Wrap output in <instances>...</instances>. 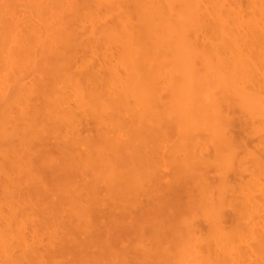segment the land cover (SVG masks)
Instances as JSON below:
<instances>
[{"label":"bare ground","instance_id":"1","mask_svg":"<svg viewBox=\"0 0 264 264\" xmlns=\"http://www.w3.org/2000/svg\"><path fill=\"white\" fill-rule=\"evenodd\" d=\"M13 1L15 0H0V63L4 68H9V72L14 69L10 72L13 74L16 70L20 71L23 63L22 67L27 74L37 76L38 84L30 91L34 90L33 93L43 100L41 107L45 113L41 114L52 121L57 130L62 125L65 127L62 135L65 140L44 133L50 123L47 127H42V134L47 135L44 137L40 132L39 135L43 136V140H48V136L51 141L55 139L56 142L58 140L62 143V152L69 155L72 161L69 160V164L66 161L68 165L66 164L65 168V164L59 160L58 165L64 168L65 172L71 171V163H77L76 172L73 167L70 173L73 172L80 178L81 181L78 180L80 183L77 181L76 186L81 185L79 186L84 191L82 196L86 199L84 205L82 196H78L77 192L75 196L80 197V200H75V196V199L69 197L70 213L65 217L69 218L68 222H72L74 227L70 231L69 223L70 227L66 228L65 232L63 228L61 230L65 242L60 236L64 248L59 245L62 254L59 252L57 255H69L66 258L70 259L71 256V261L68 263L61 261L62 259L51 260L55 257L46 260L42 256L35 257V264H83V257L93 254L88 253L92 251L91 248H94L95 254L89 258L95 259V264H102L105 260V264H110L111 261V264H132L133 258L129 259L128 256L132 251L130 250V253L128 249L121 247L125 240L122 241L120 237L127 236V239L131 238L133 241L132 235H137L138 229L140 231L141 228L138 225L140 222H136L138 217H135V213L143 214L144 210H147L145 208L149 206L150 211L152 206L157 204L153 200V204L146 201L143 206L139 197L148 200L156 198L160 205H165H161L164 210L156 205L158 212L155 209L154 212H149L151 221L153 213L156 220L152 222L158 221L163 229L160 230L163 232L160 233L161 237L166 236V242L169 241L166 245L165 241L160 239L161 243L166 245L162 248L160 244L159 248H153L157 246L149 242L152 244L151 249L160 251V256L164 258L159 263L155 261L156 264H192V261H196L195 264H247V261H250V264H264V219L261 220V213H264V0H55L57 4L52 0L55 2L54 6H57L50 10L53 3L49 1V7L44 6L46 12H39L41 5L35 4L37 0H23L35 11L28 14L27 10L25 14L28 16H25H31L33 22L29 21L30 26L25 24V27L29 26L26 27L28 31L21 30V35L28 34L26 32L33 34L34 40L29 39L30 36L26 39L28 35L22 37L28 43L14 35L19 25L16 26L13 21L16 14L11 16L9 12L8 2L11 6ZM25 7L22 6V9ZM22 14L19 16L22 17ZM8 16L13 17V22L9 21ZM12 44L14 49L18 48V44L22 46V51L25 50L23 59L16 58L19 48L15 55L12 52ZM259 50L260 53L255 54ZM0 70L3 73L4 69ZM17 72L15 75L22 73ZM22 75L27 76L25 73ZM33 81L35 82V79ZM1 84L0 148L2 146L6 149L7 143H4L13 138L12 134L10 136L12 130L7 127L10 119L6 107H11L14 103L21 105L25 87L17 84L15 89H9L13 91L8 92L9 87L5 88ZM27 99L31 102L29 97ZM27 99L25 98V101ZM28 105L30 108L28 106L27 109L34 106ZM29 109L28 112L33 111ZM24 110L20 113L30 115L24 113ZM77 111L80 112L78 114L81 119L84 117L85 120L87 117L91 120L95 126L94 130L96 128L95 135L89 136L90 132L85 134L87 137L82 136L83 132L77 129L81 123ZM34 119L31 118L32 121ZM44 121L40 122L45 124ZM236 123L242 128L245 127L243 129L247 138L253 137L258 141L254 140L256 145H262L255 146V150L249 149V144L247 145L243 138L238 139L233 135ZM6 127L8 134L5 132ZM35 133L34 131L32 135ZM40 137L37 141L39 145H43L44 141L40 144ZM17 140L21 139L18 137ZM6 147L9 148L8 145ZM63 160H68L67 156ZM168 168L170 171H167ZM162 169L170 173L163 186L161 182L164 178L160 176ZM210 171L217 176L214 180L209 178ZM163 175L167 177L166 174ZM73 176L76 179V176ZM233 176L241 181L231 184L229 179ZM244 177L248 181L244 180ZM63 184L59 186L62 187ZM80 188L74 189L79 191ZM22 190L20 195L24 194H21ZM80 191L78 193L81 194ZM16 193L17 191L14 194ZM49 193L55 191H46V197ZM27 194L24 197H27ZM43 194L45 195V192ZM58 194L61 196V193ZM182 194L185 195L184 199L181 198ZM37 195L35 197H38ZM35 197L30 200L31 204ZM39 198L40 196L38 203L41 202ZM7 201L11 200L8 198ZM51 201L54 203L55 200ZM79 201L84 206H81ZM46 202L49 203V199ZM48 205L46 209L52 211L50 203ZM21 206L25 207L24 204ZM38 208L36 210L41 212L42 208ZM160 209L163 210L161 214ZM60 210L63 211L62 208ZM65 210L68 211L64 208ZM58 211L57 209V213ZM142 211L143 213H140ZM227 211L235 214L232 215L235 222H230L232 227L229 225V229L224 227L228 219L226 216L230 213ZM115 212L120 217H115ZM12 213L14 214L13 211ZM145 215L143 214L144 217ZM55 217H49L52 220V223L48 221L50 225L55 224ZM129 217L135 224L127 228L125 225ZM225 217L227 219H224ZM259 219L262 222L260 228L256 227ZM237 220L240 221L236 222ZM42 221L44 222L43 218ZM199 221L206 225L205 230L200 227L201 224L198 229ZM8 222L6 226L8 224L10 227V220ZM45 222L49 224L47 220ZM144 222V225H147L146 220ZM152 227L153 236L156 237L154 239L158 241V227ZM48 228L42 230H50ZM140 232V235L143 234ZM2 233L0 231V234ZM125 233H131V236ZM140 235L136 238L139 239ZM14 236H18L19 241L22 239L21 232ZM23 241L25 242V237ZM23 241L21 240L22 244ZM119 244L121 246H118ZM15 249L13 247L11 251ZM142 250L144 251L143 248ZM153 250L149 251L154 252ZM145 252L142 253L148 256L147 251ZM158 252L153 255L158 256ZM8 256L10 257V254ZM137 260L133 259L135 263Z\"/></svg>","mask_w":264,"mask_h":264},{"label":"rangeland","instance_id":"2","mask_svg":"<svg viewBox=\"0 0 264 264\" xmlns=\"http://www.w3.org/2000/svg\"><path fill=\"white\" fill-rule=\"evenodd\" d=\"M44 0H37V2L35 3V4H39V5H41V7H40V9H39V12H46L45 11V9H44V6H46L47 7V5L50 3V2H52V0H46V4L43 2ZM50 1V2H49ZM55 1V0H54ZM14 3H12L11 2V6H10V2H8L9 3V12H11L10 14H11V16L12 15H15L14 17H15V19H13V21H15V25L17 26V25H19V26H17V28H16V30H15V36L16 37H18V38H20L21 39V41H26V42H24V43H28L27 42V38L29 37V39L31 38V40H34L33 39V34L31 35V33L30 32H26V33H28V34H26V35H28V36H26V35H24V34H22L21 35V33H22V31H24L25 32V30H27L26 29V27L28 28L31 24V22H33V20H32V18H31V16H29V17H27L28 16V14H30L29 12H35V11H33L34 9H32V8H29L28 7V5H26V1H23V0H15V1H13ZM23 2H25L24 4H23ZM41 2V3H40ZM56 2V3H55ZM54 3L55 4H57V1H55ZM48 3V4H47ZM53 3V2H52ZM51 3V4H52ZM54 3L52 4V5H50V7H51V9L50 10H52L54 7L56 8V6H54ZM21 4V5H20ZM43 4V5H42ZM45 4V5H44ZM19 5V6H18ZM24 5L26 6L25 8H23L22 9V6L24 7ZM49 5H48V7H49ZM21 6V8H19ZM43 6V7H42ZM53 6V7H52ZM28 7V8H27ZM45 7V8H46ZM39 8V7H38ZM30 9H32V11L30 10ZM42 9V10H41ZM15 10H16V12H15ZM21 10H23V12L21 11ZM27 10H28V14H25V13H27ZM30 10V11H29ZM46 10H48V9H46ZM17 11L19 12L18 14H17ZM49 11V10H48ZM50 12H52V11H50ZM22 14V17L21 16H19V15H21ZM25 15H27V16H25ZM9 18H10V22H13V21H11V19L13 18V17H10V16H8ZM20 19H19V18ZM8 18V19H9ZM16 18H17V20H16ZM30 20H29V19ZM22 19H24V21L22 20ZM19 20H21L20 22H24L23 24L22 23H20L19 22ZM26 20H28V21H26ZM17 21L19 22V23H17ZM29 21H31V22H29ZM26 22V23H25ZM29 22V23H28ZM25 24H27V25H29V26H26L25 27ZM20 28V29H19ZM22 30V31H21ZM28 31V30H27ZM30 33V34H29ZM24 36H26V39H23L22 37H24ZM30 40V41H31ZM29 41V40H28ZM29 41V42H30ZM31 44H33V41H32V43ZM13 45V47H12V52L16 55L17 54V49L19 48V51H18V54H17V56H16V58H18L19 60L20 59H23L24 57H23V54H25V50L23 49V51H22V46H20V45H18V44H16L17 46H18V48L16 47V45H15V47H16V49H14V44H12ZM28 46H30V44H27ZM28 46H26V47H28ZM263 51H264V49H263ZM19 52H21L20 54H22V55H20L19 54ZM258 53H260V50L259 51H257L255 54H258ZM11 55L12 56H15V55H13L12 53H11ZM22 57V58H21ZM15 58V59H16ZM24 61V60H23ZM23 66V63H22V65H21V68H19V70L22 72V73H20L21 75L23 74V73H25V75H27L28 76V74H27V72L23 69L24 67H22ZM52 67H54V66H52ZM0 69H4L3 70V73L5 74V76H4V74L2 73V70H0V81H1V83H4V84H1L2 86L4 85L5 86V88H8V92H11V91H13V90H9V89H13L14 88V86L16 87V85L18 84V85H23V87H25V93H23L22 92V99L24 100H21L22 102H23V104H22V102H20L21 103V105L23 106H21V105H19L18 106V104L16 105L15 103L13 104V106H7L6 107V111H7V114H8V119H10V121H9V123L7 124L8 126L7 127H9V129L10 130H12V132H10V136H11V134H12V136H13V138L11 137V138H9L8 139V141H6L4 144H6L7 143V145L9 146V148L8 147H6L4 144H3V146H5V148L6 149H3L2 148V146H1V148H0V207H1V210L4 212H2L1 210H0V231L1 232H3L2 234H0V246L1 247H3V248H1L0 247V264L2 263V264H26V262H27V264H35V257H45V259L46 260H48V259H51L52 257H55V259L53 258V259H51V260H57V261H59V260H61V261H67L68 263L71 261V256L69 257L70 259H68V258H66V257H68L67 255H65V256H60V254H62L61 252V250H62V248L61 247H59V245H61L62 246V244H63V242H62V240H61V238H60V236L63 238V235H62V231L61 230H63L64 232L68 229V227H70V224L72 223V222H68V219L69 218H67L66 219V215H68L69 213H70V211H69V209H70V204H68V203H70L71 201H70V199H69V197H73L74 199H75V197H76V199L75 200H80L79 198H78V196L79 195H84V191H83V189L82 188H80V186L79 185H77L76 186V183L78 184V182L79 181H81V180H79L80 178H77V175L75 174V173H70L71 171H72V168L74 167V172H76V169H77V167H76V165H77V163L76 162H74V163H71L70 164V167L71 166H73L70 170L71 171H69V166H67L68 168V170L67 171H69V172H65V169L64 168H61V166L60 165H58L59 164V160H61L62 162H60V164L62 163V166L64 165L65 166V168H66V164H67V162L66 161H68V164H69V160H70V162H72L71 161V159L69 158V155H65V152H62L63 151V149L61 148V145H62V143L61 142H58V140H57V142H56V140L55 139H53V141H51L52 139L50 138V137H48V136H50L51 135V137L53 136H55V138L56 137H58V139L59 140H62V139H64V138H62L63 136L62 135H64V130H65V127L63 126H61V128L59 129V130H57V126L52 122V121H50V120H48V119H46L42 114H44L43 113V108L41 107L43 104V100H41V98H39V96L36 94V93H33V91L31 92L30 90H32V88H35L36 86H37V84H38V81H37V76L36 75H33V76H31L30 74H29V78L27 77V76H23V77H25V78H23L22 76H20V74H17V75H15V73L18 71V70H16L15 72H14V74L13 73H10L11 71L13 72V70H11L10 72H9V68H4V66H3V64L2 63H0ZM22 69V70H21ZM7 70V71H6ZM23 70H24V72H23ZM20 71H18L17 73H19ZM1 74H3V75H1ZM15 75V76H14ZM6 76H9L10 78L8 79ZM27 77V78H26ZM2 78H3V80L6 82H4L3 80H2ZM20 78L22 79V80H24V81H22V80H20ZM33 78V79H32ZM35 79V82L33 81ZM9 80V81H8ZM17 80V83H15L14 84V82ZM18 80H20L19 82H18ZM27 80V81H26ZM28 84H26V83ZM13 84V85H12ZM10 85V86H9ZM3 86V87H4ZM13 86V87H12ZM11 87V88H10ZM15 89V88H14ZM27 91H29V93H27ZM30 92H31V94H30ZM26 93H27V95H26ZM34 94V95H33ZM35 94L37 95V97L35 96ZM30 95V96H29ZM33 95V96H32ZM30 98V101L31 102H29V99H27V98ZM25 98L27 99L26 101H25ZM31 99H33V100H31ZM33 101V102H32ZM27 102V103H26ZM39 102V103H38ZM42 102V103H41ZM19 103V104H20ZM41 103V105L39 106V104ZM28 104H32L31 105V107L34 105L35 106V104H37V106H35L36 107V109L34 108V106L31 108V109H29L30 108V105H28ZM9 105H12V104H9ZM14 105H16V107L14 106ZM29 106V110L31 111L32 109H33V111H31V112H28V109H27V107ZM40 107H41V109H40ZM16 108V109H15ZM8 109V110H7ZM18 109H21V110H18ZM25 109V110H24ZM35 109V110H34ZM38 109V110H37ZM23 110H24V113H26V114H29L30 113V115H25V114H23V113H20V112H23ZM37 110V111H36ZM39 110H41V112L39 111ZM12 111V112H11ZM14 111V112H13ZM35 111L37 112V114H35ZM9 112H11V113H9ZM19 113V114H18ZM42 113V114H41ZM78 113H80L79 111H77L76 112V114H78ZM33 114H35L34 116L35 117H33ZM39 114V115H38ZM75 114V115H76ZM9 115H10V117H9ZM25 115V116H24ZM235 115H237V114H235ZM22 116H24L23 118H22ZM28 116V117H27ZM77 116V115H76ZM79 116H81L80 114H78V119H79V121L81 122L80 123V126H82V127H80V126H78L77 127V129L83 134H81L83 137H87L88 135L89 136H92V135H95L96 134V128H95V130H94V125H93V123L91 122V120L90 119H88L87 117L85 118V120H83L84 119V117L81 119V117H79ZM238 116V115H237ZM236 116V117H237ZM27 117V119H26V121L24 120L25 118ZM239 117V116H238ZM31 118L33 119V118H35V119H37L39 122L38 123H36V122H34V121H37V120H31ZM29 119H30V121H29ZM42 119V120H41ZM88 119V120H87ZM17 120V121H16ZM44 120H46V121H44ZM90 120V121H89ZM27 121H29V123H27ZM40 121H44L45 122V124H43V122L41 123ZM50 121V122H49ZM33 122V123H32ZM48 122V123H47ZM85 123V124H82V123ZM47 123V124H46ZM49 123H50V125H49ZM51 123H52V126H51ZM28 124V125H27ZM29 124H30V126H29ZM36 124H38V126L35 125ZM40 124H43V125H40ZM67 124V123H66ZM82 124V125H81ZM34 125V126H33ZM44 125H46V126H44ZM47 125H49V127H47ZM86 125V126H85ZM32 126V127H31ZM7 127H6V130H5V132L6 131H8V129H7ZM23 127H26V128H23ZM30 127V128H29ZM34 127V128H33ZM38 127H40V129H38ZM44 127H47L46 129H44L45 130V132L44 133H47L48 134V136L46 137V139H48L49 140V143H48V140H43L44 138H43V136L45 137L47 134H42V130H43V128ZM235 127H236V129L234 128L233 129V132L235 131V133H233V135H235V137H237L238 139H239V137L240 138H243L242 140H245L246 141V143H247V147L249 148V149H254L255 148V146H259V145H256V142H258V141H256V139L255 138H253V137H251V138H247V133H245V130L243 129V128H245V127H243L242 128V126L240 125V124H238V123H236V125H235ZM32 128L34 129V131L36 132L35 133V135L33 136L32 135V133H34V131L32 130ZM24 129H26V131L24 130ZM90 129H91V131H90ZM243 129V130H242ZM53 130V131H52ZM19 131V132H18ZM38 131V132H37ZM48 131H49V133H48ZM51 131V132H50ZM61 131H62V133H61ZM13 132H14V134H13ZM43 135L42 137H40L41 135H39L40 133ZM53 132V133H52ZM91 132V133H90ZM92 132H93V134H92ZM27 133V134H26ZM58 133H60V134H58ZM88 133H90V134H88ZM6 134H8V132H6ZM30 134V135H29ZM85 134H88V135H85ZM18 135V137H19V139H21L20 141L19 140H17L18 139V137H16ZM36 135H39V137L40 138H42L41 140H40V144H41V142L43 143V141H44V144L42 145H39V141H37V140H39V139H37V138H39V137H37ZM7 136H9V135H7ZM9 136V137H10ZM24 136V137H23ZM31 136V137H30ZM25 137H26V139H25ZM60 137V138H59ZM30 138V139H29ZM33 138V139H32ZM245 138H247V139H245ZM249 139V140H248ZM15 140H17V141H19V142H15ZM23 140V141H22ZM28 142V145H26V141ZM29 140V141H28ZM37 142V143H35V141ZM65 140V139H64ZM252 140H253V142H252ZM254 140L256 141V142H254ZM46 141V142H45ZM52 143H51V142ZM262 141H264V140H262ZM56 142V143H55ZM18 143V144H17ZM25 143V144H24ZM48 143V144H47ZM255 143V144H254ZM21 144V145H20ZM32 145L31 147H30V145ZM46 144V145H45ZM56 144H58V145H56ZM262 144H264L263 142H262ZM261 144V145H262ZM18 145V146H17ZM51 145V146H50ZM260 145V146H261ZM55 147H59L58 149H56ZM264 147V146H263ZM256 148H258V147H256ZM59 149H60V151H59ZM259 149V148H258ZM255 150V149H254ZM62 154V155H61ZM160 154V153H159ZM60 155V156H59ZM63 155H65V156H63ZM67 156V159L68 160H63V158L65 159V157ZM66 163H65V162ZM67 164V165H68ZM73 164V165H72ZM248 164H251L250 162H248ZM250 166H248V168H249ZM63 169H64V171H63ZM164 170V171H163ZM170 171V169L168 168L167 169V171ZM165 169H162L161 171H160V173H161V175L160 176H162L164 179H163V181L161 182L162 184H161V186H163V185H165V184H163V182L165 183L167 180H168V176H170V173H168ZM211 172V171H210ZM40 173V174H39ZM68 173H69V176H68ZM75 175L76 177V179H74V176L73 175ZM163 174H166V176L167 177H165V175H163ZM169 174V175H168ZM209 175V174H208ZM207 175V176H208ZM214 174L211 172L210 173V175H209V178L210 177H212V178H210V180H214V178L215 177H217V176H213ZM247 175V174H246ZM39 176V177H38ZM43 176V177H42ZM231 176V175H230ZM236 177V176H235ZM229 178H231V177H229ZM238 178V177H237ZM237 178H235L234 179V176H233V178L230 180L229 179V181L231 182V184L233 183V184H235L236 182H238L239 183V181H241V180H239V178H238V180H237ZM244 178H246V177H244ZM248 178H250V177H248ZM42 179V180H41ZM68 179V180H67ZM26 180V181H25ZM79 180V181H78ZM244 180H247V178L246 179H244ZM251 180V179H250ZM249 180V181H250ZM72 181V182H71ZM76 181V182H75ZM78 181V182H77ZM248 181V180H247ZM244 182H246V181H244ZM243 182V183H244ZM5 183V184H4ZM7 183H8V185H7ZM62 183H64V184H66V185H64L63 184V186L61 187V186H59L60 184H62ZM68 183V184H67ZM71 183V184H70ZM75 184V185H73V184ZM80 183V182H79ZM57 184H58V186H57ZM237 184V183H236ZM19 185V186H18ZM80 188V189H82L81 191H80V189H79V191L81 192V194L80 193H78L79 191H77V189H74V188ZM10 187H12V188H10ZM7 188V189H6ZM26 188H28L29 189V191H26L27 189ZM43 188L45 189V190H43ZM51 188V189H50ZM53 188H55V189H53ZM58 188V189H57ZM61 188V189H60ZM21 189H23L22 190V192H21V194L22 193H24L23 195H20L19 193H20V191H21ZM59 189H60V191H59ZM70 191V189H73L70 193H68L69 191ZM34 190V191H33ZM37 192H39V191H41V192H39V193H37ZM57 190V191H56ZM14 191V192H13ZM15 191H17V193H18V195H17V193L16 194H14L15 193ZM46 191H51V192H54L55 191V193H52V194H50V195H48V197L50 196V198L52 199V200H55L54 201V203L51 201V199L50 198H48V197H46V195L48 194H46ZM67 192V193H65V192ZM73 191H75L74 192V194L73 195H71L72 194V192ZM25 192H26V194H27V192H29L27 195L29 196H27V197H24V195H26L25 194ZM45 192V195L43 194V193ZM61 193V196H58L59 194L58 193ZM77 192V194H78V196H75V193ZM6 193V194H5ZM11 193H12V195L13 196H15V197H12V195H11ZM65 193V194H64ZM83 193V194H82ZM5 194V195H4ZM9 194H10V196H9ZM33 194H38L37 196L39 197L40 196V198H39V200H41V202H37L38 201V197H35L36 195H33ZM63 194H64V196H63ZM44 195V196H43ZM65 195H66V197L68 198V199H66L65 200ZM229 195V194H228ZM9 196V197H8ZM33 196L35 197V203L32 201V204H31V201L30 200H33ZM43 196V197H42ZM56 196V197H55ZM75 196V197H74ZM230 196V195H229ZM231 197H233V194H232V196ZM5 198V199H4ZM9 198V200H11V201H7V199ZM14 198V199H13ZM17 198H19L18 200H17ZM37 198V199H36ZM44 198H46V199H44ZM64 198V199H63ZM78 198V199H77ZM142 198H144L143 200H142ZM151 198V197H150ZM181 198L182 199H184L185 198V195L184 194H182L181 195ZM229 199H232V198H230V197H228ZM23 199V200H22ZM44 199V200H43ZM48 199H49V203H50V207L52 208V203H53V205H54V207L52 208V211L49 209H46L47 208V206L49 207V203L48 202H46V200L48 201ZM73 199V200H74ZM156 198H153V199H147V198H145V197H139V201L142 203V205L144 206L145 205V202L146 201H149V202H151V201H155V202H157V206L159 205L161 208H162V206H163V204L164 203H162L161 205H160V203L157 201V200H155ZM14 200V201H13ZM20 200V201H19ZM64 200V201H63ZM85 200L86 199H84L83 198V196L81 197V201L83 202H80V205L81 206H84L85 205ZM24 202V203H21V202ZM57 201V202H56ZM88 201V200H87ZM86 201V202H87ZM43 202V203H42ZM46 202V203H45ZM52 202V203H51ZM58 202H62L61 204L59 203L58 204ZM73 202V201H72ZM76 202H78V201H76ZM13 203L14 204V206H13V204L11 205V204ZM20 203H21V205L22 204H24V206L25 207H23V206H21L20 205ZM48 203V204H47ZM68 205V206H65L66 204ZM84 204V205H82V204ZM88 203V202H87ZM148 203V202H147ZM152 203V202H151ZM151 203H149L148 205H150V208H151ZM28 204V205H27ZM41 204V205H40ZM44 204H45V206H44ZM89 204V203H88ZM153 204V203H152ZM34 205V206H33ZM38 205V206H37ZM55 205H57V206H55ZM147 205V206H148ZM156 205L154 204L152 207H153V209H155L156 208ZM65 206V207H64ZM165 206V205H164ZM163 206V207H164ZM17 207H18V209H17ZM31 207H33V208H31ZM37 207H39L38 209H40V208H42L41 209V212L42 213H44V214H42L41 212H40V210L38 211V210H36V208ZM58 207V208H57ZM59 207H61L62 209H63V211H61L60 209H59ZM146 207V206H145ZM3 208V209H2ZM6 209V211H5V209ZM25 208V210H23ZM35 208V209H34ZM64 208L65 209H68V211L66 212V210L64 211ZM20 209V210H19ZM31 209V210H30ZM56 209V210H55ZM57 209L60 211H58V213H57ZM133 209V208H132ZM145 209H149V206L147 207V208H145ZM153 209L151 208V210L149 211H147V210H144V213H143V211L142 212H140V213H143L144 215L146 214V212H147V214L145 215V217L143 216V214H139V215H137L135 212V217H138V219H137V221L136 220H134V221H136V222H140V223H138V225H140V227L141 228H145V229H141L140 228V231H139V229H138V231H137V235L136 234H134V235H132L133 237L132 238H136L138 235H140L139 234V232L140 233H142L143 232V234H141L140 235V237H141V239H140V237H139V239H133V241H132V239L131 238H129V239H127L125 236L122 238V235H121V237H120V239L122 240V241H124L125 240V243H124V245H123V242L121 243L123 246H121L120 244L118 245V246H121L122 248H125V249H128V252H130L131 253V251H132V254H130V255H128L129 256V259L130 258H133V259H135V258H137L138 260H137V263L138 264H141V262H142V264H144V262H145V264H148L149 262L151 263V264H153V263H155L156 264V262H161L164 258H162L163 256H160V251L158 252V250H156V252H158L159 254H158V256H156L155 254L153 255V253H156L153 249H151L152 248V244H154L153 246H157V247H153V248H159V244H160V246H161V248L162 247H164V246H166L167 244H168V242H166V236L164 237L163 235V238L161 237V234L160 233H162L163 234V232H160V230H162L163 231V229H161V226H160V224H158V221H156V222H152V221H154V220H156V217H154V214L152 213V215H153V217H152V221H151V217H150V215H151V213L149 214V212H152L153 211ZM159 209V208H158ZM163 209V208H162ZM166 210H167V208H165ZM227 209H229L230 211H232V209H230V208H227ZM17 210H19V211H21V212H19L18 211V213H17ZM156 210V209H155ZM161 210V209H160ZM164 210V209H163ZM163 210H161L159 213L161 214L162 212H163ZM165 210V211H166ZM7 211L9 212V213H7ZM12 211L14 212V214L12 213ZM31 213H30V212ZM51 211V212H50ZM55 212V214L54 213H52V212ZM157 211V210H156ZM155 211V212H156ZM230 211H227V212H230ZM2 212V213H1ZM38 212H40L39 214H37ZM131 212V211H130ZM154 212V211H153ZM158 212V211H157ZM167 212V211H166ZM226 212V213H227ZM19 213H21V214H19ZM30 213V214H29ZM232 212H230V213H228L227 214V216L226 217H228V219L225 217L224 219H227V222H229V224L227 223V222H225V224H224V227L226 228V229H229V225L231 226L232 225V223L230 224V222H232V220H234L233 221V223L235 222V217H234V219L232 218V215L234 216L235 214H231ZM16 214H18V215H16ZM25 214V215H24ZM36 214V215H35ZM46 214H47V217H46ZM62 214V216H60ZM117 213L115 212V217H120V215L118 216V214L116 215ZM149 214V215H148ZM155 214H157V213H155ZM159 214V215H160ZM262 215V217H261V220L262 219H264V213L262 212L261 213ZM3 215V216H2ZM8 215V216H7ZM13 215H16V216H18V218L16 217V216H13ZM27 215V216H26ZM64 215V216H63ZM143 217H142V216ZM159 215L157 216V217H159ZM226 215V214H225ZM41 218H40V217ZM55 216H58V217H55ZM60 216V217H59ZM125 217H127L126 215H124ZM123 216V217H124ZM133 216V215H132ZM131 216V217H132ZM149 216V217H148ZM156 216V215H155ZM162 216H164V214L162 215ZM166 216V215H165ZM7 217V218H6ZM49 217H55V219H54V223L55 224H52V225H50V223L49 222H51L52 223V220H50V218ZM61 217H63L62 219H61ZM67 217H69V216H67ZM122 217V216H121ZM131 217H129L130 219H128L127 220V222H126V224L127 225H125V227H127V228H129V225L130 226H132V225H134L135 223H133V219H131ZM135 217H132V218H135ZM140 217H142L141 219H140ZM20 218V219H19ZM24 218V219H23ZM30 218V219H29ZM42 218L44 219V222L42 221ZM45 218H48V219H46L47 220V222L49 223V224H47L45 221ZM52 218V219H53ZM57 218H59L58 220H57ZM144 218H145V220H146V224L147 225H144ZM146 218H148V219H150L149 221L146 219ZM154 218V219H153ZM39 219V220H38ZM63 219H65L64 221H61L60 222V220H63ZM124 219V218H123ZM136 219V218H135ZM159 219V218H158ZM160 219H161V216H160ZM164 219V218H163ZM162 219V220H163ZM8 220H10V227H11V229H10V227H8L9 225V222H8ZM12 220V221H11ZM14 220V221H13ZM16 220V221H15ZM29 220V221H28ZM124 220H126V219H124ZM130 220V221H129ZM230 220V221H229ZM240 220H242V219H240ZM240 220H237L236 222H238V221H240ZM25 221V222H24ZM40 222V223H38V222ZM57 221H59V222H57ZM159 221H161V220H159ZM226 221V220H225ZM15 222V223H14ZM31 222V223H30ZM33 222V223H32ZM57 222V223H56ZM129 222H130V224H129ZM142 222V223H141ZM144 222V223H143ZM201 221H199V222H197V224H198V229H199V224H201L200 223ZM259 223H258V225L256 226V227H259L260 228V226L262 225V224H260V223H262V222H264L263 220H262V222H260V219H259V221H258ZM6 223H8L7 224V226H6ZM13 223V224H12ZM38 223V224H37ZM42 223H45V224H42ZM58 223H60V224H58ZM63 223H65V225H63ZM70 223V224H69ZM124 223H125V221H124ZM162 223V222H161ZM242 223H243V220H242ZM11 224H12V226H11ZM29 224H31V225H29ZM58 224V225H57ZM67 224H69V225H67ZM74 224V223H73ZM152 224V225H151ZM227 224V225H226ZM6 226V228H5V226ZM20 225H22V226H20ZM39 225V226H38ZM61 225V226H60ZM159 225V226H158ZM202 225V224H201ZM38 226V227H37ZM47 226V227H46ZM48 226H51V227H49L50 228V230H42V228L44 229V228H48ZM60 226V227H59ZM152 226H155L156 228H157V230H158V235L160 236L159 238H157L158 239V241H155L156 239H154V237L155 236H153L154 235V232H153V230H154V228L152 227ZM204 226L206 227V225H204V223H203V225L202 226H200V227H203L202 229H204ZM41 227V228H40ZM57 227V228H56ZM72 227H74V226H72V224H71V227L69 228V230L72 228ZM232 227V226H231ZM8 228H9V232H8ZM18 228H19V230H20V232H21V238L22 239H20V241H19V238H20V235H19V238H17L18 236H14V234L16 235V233H17V235L18 234H20V232H19V230H18ZM48 228V229H49ZM56 228V229H58V232L56 233V229L54 230V229ZM63 228V229H62ZM67 228V229H66ZM150 228V229H149ZM152 228V229H151ZM4 229H7V230H4ZM38 229H40V230H38ZM60 229V230H59ZM73 229V228H72ZM147 229V230H146ZM206 229V228H205ZM204 229V230H205ZM16 230V231H15ZM18 230V231H17ZM22 230V231H21ZM42 230V231H41ZM52 230H53V232H52ZM142 230H145V231H142ZM148 230H150V232L148 231ZM201 230V229H200ZM203 230V231H204ZM258 230V229H257ZM37 231H39V232H37ZM41 231V232H40ZM60 231V232H59ZM71 231V230H70ZM152 231V232H151ZM202 231V232H203ZM16 232V233H15ZM53 233V235H51L52 233ZM63 232V233H64ZM126 232V231H125ZM130 232V231H129ZM155 232H156V230H155ZM26 233V234H25ZM146 233V234H145ZM166 232L164 231V234H165ZM39 234V235H38ZM54 234H56L55 236H54ZM58 234V235H57ZM126 235H130L131 233H125ZM124 234V235H125ZM27 235V236H26ZM28 235H29V238H28ZM38 235V236H37ZM135 235H136V237H135ZM144 235V236H143ZM167 235V234H166ZM13 236V237H12ZM131 236V235H130ZM157 236V235H156ZM7 237H8V239L9 240H7ZM25 237V242L23 241V238ZM54 237H56L55 239H54ZM158 237V236H157ZM6 238V239H5ZM17 238V239H16ZM29 240H28V239ZM150 238V239H149ZM154 240H153V239ZM156 238V237H155ZM58 239H59V241H58ZM120 239H119V241H120ZM160 239H162V241L164 242L165 241V244L166 245H164V243L162 242L161 243V240ZM164 239V240H163ZM18 240V241H17ZM21 240L23 241V244H22V242H21ZM60 240H61V242H60ZM129 240V241H128ZM141 242H140V241ZM54 241V242H53ZM63 241L65 242V239L63 238ZM118 241V242H119ZM128 241V242H127ZM11 242V243H10ZM21 242V243H20ZM29 244H28V243ZM56 242H60V244L59 243H56ZM127 242V243H126ZM130 242H132V243H130ZM143 242V243H142ZM149 242H151L152 244H149ZM156 242V243H155ZM25 243V244H24ZM56 243V244H55ZM128 243H130V244H128ZM137 243H138V245H137ZM14 244V245H13ZM16 244V245H15ZM20 244H22V246L20 245ZM26 244H28V249H26ZM161 244H163V246L161 245ZM170 244V243H169ZM9 245H11V249L14 247V249H15V247H16V249L12 252L11 251V249L9 248ZM25 245V246H24ZM32 245H33V247H32ZM64 245V244H63ZM148 246V248H147V246ZM13 246V247H12ZM17 246H20L21 248H17ZM59 248H58V247ZM134 246V247H133ZM24 247V248H23ZM63 248H64V246H62ZM127 247V248H126ZM150 247V248H149ZM138 248V249H137ZM142 248L144 249V251L142 250ZM146 248L148 249V250H146ZM160 248V249H161ZM17 249H18V251H17ZM57 249H59V251L57 250ZM27 250V251H26ZM33 250H35V251H33ZM91 250L92 251H90V252H88L89 253V255H90V253L92 254V255H90L91 257H94L93 255L95 254L94 252H95V250H94V248L92 249L91 248ZM94 250V251H93ZM131 250V251H130ZM138 250V251H137ZM142 250V251H141ZM149 250H153L154 252H151V251H149ZM6 251V252H5ZM24 251V252H23ZM133 251H134V253H133ZM145 251H147V254H148V256H149V258H148V256H146V254H144V253H142V252H145ZM8 252V253H7ZM29 252V253H28ZM39 252H41L39 255H38V253ZM46 252V253H45ZM53 252V253H52ZM60 252V254L59 255H57L58 253ZM139 252H141V254H143L144 255V257L139 253ZM151 252V253H150ZM194 252V251H193ZM5 253H7V254H5ZM13 253V254H12ZM36 253H37V255H36ZM56 253V255H54ZM146 253V252H145ZM8 254H10V257H12V258H10L9 256H8ZM32 254V255H31ZM46 255L48 256V257H46ZM135 255V256H134ZM139 255H141V256H139ZM192 256H194L193 254H191ZM16 256V257H15ZM51 256V257H50ZM90 256H88V254H87V256L86 257H83V264H95V261H93V260H95V259H91V258H89ZM134 256V257H133ZM146 256V257H145ZM152 256H153V258H152ZM6 257H8V258H6ZM14 257V258H13ZM33 257V258H32ZM88 257V258H87ZM155 257V258H154ZM9 258H10V260H9ZM16 258H18V260L16 259ZM48 258V259H47ZM162 258V259H161ZM253 258H254V256H253ZM7 259H8V261H7ZM12 259V260H11ZM59 259V260H58ZM133 259H132V264H137V263H135L134 261H133ZM152 259V260H151ZM254 259H256V258H254ZM253 259V260H254ZM26 260V262H23V261H25ZM28 260V261H27ZM154 260V261H153ZM7 261V262H6ZM13 261V262H12ZM30 261V262H29ZM54 261V262H55ZM60 261V262H61ZM106 261V260H105ZM105 261L102 263V264H105ZM144 261V262H143ZM156 261V262H155ZM9 262V263H8ZM94 262V263H93ZM110 262V261H109ZM148 262V263H147ZM250 261H247V264H250L249 263ZM111 263H113L112 261L110 262V264ZM149 263V264H150ZM192 264L194 263H196V261H192L191 262ZM98 264V263H97ZM190 264V263H189ZM253 264H257V263H253ZM258 264H260V263H258Z\"/></svg>","mask_w":264,"mask_h":264}]
</instances>
